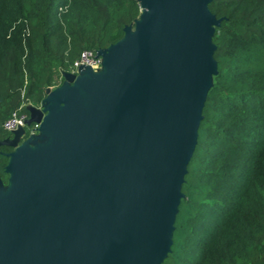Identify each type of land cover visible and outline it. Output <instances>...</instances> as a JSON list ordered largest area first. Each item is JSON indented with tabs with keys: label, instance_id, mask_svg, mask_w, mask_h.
<instances>
[{
	"label": "water",
	"instance_id": "95a60500",
	"mask_svg": "<svg viewBox=\"0 0 264 264\" xmlns=\"http://www.w3.org/2000/svg\"><path fill=\"white\" fill-rule=\"evenodd\" d=\"M212 1L140 0L134 27L98 50L101 72H65L30 108L27 126L52 139L8 155L0 264L163 263L217 73Z\"/></svg>",
	"mask_w": 264,
	"mask_h": 264
},
{
	"label": "trees",
	"instance_id": "16d2710c",
	"mask_svg": "<svg viewBox=\"0 0 264 264\" xmlns=\"http://www.w3.org/2000/svg\"><path fill=\"white\" fill-rule=\"evenodd\" d=\"M209 10L221 20L217 73L162 264H264V0H214ZM140 16V0H0V189L15 151L4 144L12 112L39 108L82 52L115 45Z\"/></svg>",
	"mask_w": 264,
	"mask_h": 264
},
{
	"label": "built area",
	"instance_id": "2783aa9c",
	"mask_svg": "<svg viewBox=\"0 0 264 264\" xmlns=\"http://www.w3.org/2000/svg\"><path fill=\"white\" fill-rule=\"evenodd\" d=\"M98 51L93 52L86 50L82 52L79 58L73 63V69L71 73L78 74L80 70L91 68L93 71H97L102 67L103 59L98 56ZM53 88V87H52ZM25 92H23L24 97ZM30 108L29 105L23 104L17 110L13 111L11 116L4 122L3 129L9 133L15 134L20 130H26L27 120L30 118V113L24 111V108ZM43 109V104L39 107ZM40 125H35L33 132L39 131ZM32 132V134H33ZM24 136V135H23ZM22 136V137H23Z\"/></svg>",
	"mask_w": 264,
	"mask_h": 264
},
{
	"label": "rangeland",
	"instance_id": "374dc122",
	"mask_svg": "<svg viewBox=\"0 0 264 264\" xmlns=\"http://www.w3.org/2000/svg\"><path fill=\"white\" fill-rule=\"evenodd\" d=\"M101 71H102V68H100L99 70H97L95 72L98 73ZM70 85H74V83H71ZM55 90H56V88H51V93H49V94L46 93V97L42 102L43 106H46L49 102H51V101L48 102V98L55 96L53 94L55 92ZM21 138H22V136H21ZM21 138H20V140H21ZM51 139H52L51 136L43 135L40 131H37V132H33L31 137L29 138V140H27L23 143H21L20 140L18 143H15L14 140H11V142H14L15 149L20 148V147H29L31 149H37L41 146L47 145L51 141ZM9 187H10V184L7 188H3L2 190H0V196L7 194L9 191Z\"/></svg>",
	"mask_w": 264,
	"mask_h": 264
}]
</instances>
